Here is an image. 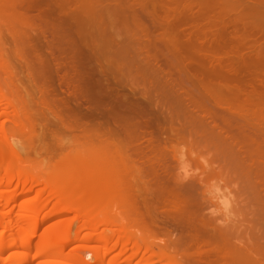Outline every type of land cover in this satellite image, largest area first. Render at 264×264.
<instances>
[{
    "label": "rangeland",
    "instance_id": "rangeland-1",
    "mask_svg": "<svg viewBox=\"0 0 264 264\" xmlns=\"http://www.w3.org/2000/svg\"><path fill=\"white\" fill-rule=\"evenodd\" d=\"M5 1L6 0H0V84L2 82L1 85L5 86L0 94H9L12 90L22 88L28 90L31 96H33V99L29 96L30 100L19 102L20 104L17 103L14 106H9L5 110H3L2 105H0V111H4L0 121L6 127L10 125L11 120L15 118L16 113L19 112L20 114L21 112H25L27 116L36 120L37 123L32 127L33 131L30 133L31 136L20 132V139L17 140V143L20 144L21 142L25 143L32 139L28 148L22 152L24 159L27 160L26 165L34 168V172L39 173L44 179L54 176L66 178L73 174L76 171L75 169L81 171L78 176L84 174L86 169L92 165L88 162V159L92 158V155L108 154L110 155L108 157V163L110 162V167H113V172L121 174L120 183H123L120 189L124 188L129 197L136 199V201L133 202H135L136 205L134 206L140 212L138 218L140 220L139 223L146 228L147 232L145 235L147 236H144L145 239L143 242L137 239V243L140 242L138 244L144 243L150 250L159 249V253L163 252L162 254H165L167 257H174L176 255V257L179 256V258H181L185 255V258L187 255L186 258L189 260L188 262L185 259L187 264H264V103L258 105L261 101L257 102L260 98H258V100L256 99L257 95L255 96L253 94L254 91L248 92L247 90L248 94H252V102L243 101L247 94H244L245 97H243V91L239 93L243 88L248 89V87L251 88L256 86L253 85V83H256L257 80L255 76H258L259 72L256 70L257 67L255 69V65H253L254 68H252V64H247L243 69L245 72L241 71L242 74L243 72L245 74H243V78H248V84L252 81L250 83L251 86L245 81L246 83L239 84L241 89L237 91L239 88L237 80L239 78L242 80L243 78L242 76L239 78L232 76V74H235V71H233L234 68L237 70V64H234L235 60H237V53L235 52L237 51L236 39H229L230 43L228 42L229 45H231V40H233L232 44H234V48H232V46L229 47L226 43L227 41L224 42V44L227 45L225 49L229 47V51L232 52L233 50V55H231L232 59L229 57L231 52H227L229 54L227 57L226 54H224V49L220 51L223 57L226 56L229 58L230 63L229 66H225L226 70L224 69V71H222L221 69L224 77H222V75H219L218 78L213 76L217 79V81L213 83L217 91L212 93L213 97L210 95L208 96V94L206 97L202 86V89H197L195 82L194 84L192 83V74L195 72L190 74L189 77L187 73H184V70V72L180 71L184 74L181 73V75H179L180 72H178L176 76V67L173 71H171L173 69L171 68L169 69L170 73H167L169 79L172 78V80H176L179 78V86L181 85L185 90L180 88L181 86H177L185 94L188 89L186 94L187 97L186 95L184 96L183 93L184 98H182L184 100L192 95L197 97V94H199L200 97H197L199 101H195L196 97L192 96V98L195 97L194 101L197 102V105L199 103L198 106L196 105L197 110L196 106L192 108V104L189 106L186 105L187 99L184 101L178 97L179 101L183 100L186 103L185 105L183 102L179 103V101H175L178 99L175 98L174 93L182 96L181 93H178L181 92L180 90L177 92L174 90V93L171 91V93L169 92L167 94V100L165 99L167 102L163 101L162 103L161 101L160 104L156 105H154L156 102H153L155 107H164L166 105L165 109L161 107L164 111L159 107L157 108L158 113L155 115L156 108L155 110H151L152 108L149 107L147 109H142L143 117H141L143 120L139 117H128L130 123L125 121V124H127L125 134H122V137L113 138L111 142L103 137L82 134L84 127L87 128V130L89 128L90 131V127L93 124L92 119L88 117L82 119L84 114L83 110L86 107L89 108V106L92 105L91 102L96 101L95 99L98 98V91H100V89H97L96 98H94V94H91V92H96L95 87L92 91L84 89L85 92L81 94V97L80 94V98L77 96L79 100L81 99L79 103H77L76 98V102L74 101V96L72 97V101L75 102V104L77 103V106L83 104L80 107L84 108L82 112L79 109L80 113H83L81 114L82 118L80 113L77 114V116L71 114V110L69 109L71 107H68L69 105L67 106V104L64 103L65 101H63V98L69 95L67 92H70V90L71 92L75 91L77 93L75 89L78 86V84H74L75 81L74 83L71 81L72 76L70 77V73L72 70L68 65L69 54L70 58L71 54L72 57H75L74 49L72 50L74 54L71 52L74 43H70V45L72 44L71 48L70 45L65 44L67 43V39H64L63 34H66V28L68 26L66 19H68V17L70 18L74 12L78 11L81 5H78L77 2L75 3V0H62L63 2H59V9H61V3L63 4L65 2L66 4L61 9L62 12L58 10L57 6L56 9L58 13H56V9L54 11L50 9L53 8L51 6L57 4V0ZM14 2H16V4ZM8 3L9 5H7ZM39 8L41 10L43 9V11ZM83 8L85 9L84 6ZM17 14L20 16L18 15L17 17ZM235 15L236 14L231 15L232 20L239 18ZM91 21L93 22V19L86 21L83 25L87 28L85 32L89 33V36L94 38L99 37L97 35H100L103 28L104 31H106V28L108 32L113 31L114 33V30L116 31L115 28L119 29L121 28L120 26H122L121 22L111 23L114 27L113 30L110 23L105 21V23H102L103 26L102 24L99 25L100 27L98 25L95 26V32L93 34L90 33L92 32V30L90 31L91 27L94 31V25H92ZM58 27L59 29L60 27L61 29L65 28L62 35V31L59 29V31L56 30ZM96 27L97 29L99 27L102 31L100 32ZM96 31H99L97 35ZM66 37L68 38V36ZM70 38L68 41L71 40ZM123 38L124 37L120 35L117 40H122ZM143 41L145 40L143 39ZM71 42L73 41L71 40ZM150 42L158 46V43L160 45L161 41L152 38ZM67 46H69L70 52ZM157 46L155 48L160 47ZM111 49L115 52L114 55L112 50L110 51L109 49L108 51L110 52L108 53L107 51L105 53L107 56L105 54V56L103 55V57H106L103 62L106 64L109 62L107 65L109 66L111 64L110 67H113L118 65V62H121L123 58L121 57L122 55L116 54L113 47ZM181 49H177L179 55L184 49H186L185 52L187 54L188 49L186 47ZM174 50L176 51V49ZM174 50L172 53L176 54L177 52L174 53ZM168 51L169 50H167V52ZM167 52H165V54H168ZM185 52L182 53L184 54V58ZM169 54L167 56L172 57L171 52H169ZM178 54L173 57H175L177 61L181 60V62H183V55L179 56ZM234 54L236 56H234ZM188 55L189 54L186 56ZM38 57H40V59L44 58L45 60H43V64H41L43 69L47 67L50 69V74H48L45 81H42V87H46L47 89H44L48 91H46L47 94H51V96L50 94L48 97L45 96L48 99L44 103H41L43 100L38 97L39 95L35 91L36 85L42 88L40 81H36V84L35 80L31 79V75L29 76L26 68L27 62L29 65L33 64L31 58L34 60V58L38 59ZM234 57L235 60L233 59ZM102 58L100 59L101 64H103ZM172 58L171 62L174 65L176 60L173 62ZM28 59H30L32 63H29L30 61ZM40 63L41 60L39 64ZM34 64H36V62ZM176 65L178 67L179 64ZM182 65L180 64V67ZM249 65L251 67H248ZM169 66L172 67V65ZM35 67L37 68V65H35ZM36 68H33V70H37L34 71V73H39L38 70L41 69ZM69 69L71 71H69ZM178 69L179 68H177V71H179ZM188 69L186 68L187 71ZM89 71L85 70L87 73ZM256 71L258 72L257 75ZM259 71H261V67ZM124 72L127 73L128 71L123 69L122 72L119 73V75L121 74L120 77L115 80L122 82L121 76H124ZM227 72H231L230 75H227ZM254 72L256 73L254 74ZM45 73L48 72L46 71ZM172 73L175 75L172 76ZM12 74L15 75V77L17 76V78L12 80L10 85L8 84L6 86L10 76H13ZM71 74L73 75V72ZM199 74L195 73V76L199 78L201 73ZM126 75L124 76V80H127V85L124 80L122 84L126 85V87H131L128 86L129 81L133 86L136 81V86L134 88L137 87V84L138 90L139 88L145 87L146 92H154L153 96L155 94L156 98V93L158 94L159 92L157 90H162L158 85L157 88H159L156 90V86L153 83L154 81H149L147 77L146 79H142L139 77L137 78V75L134 76L131 74L132 76L129 75L127 77ZM116 76L117 75H115V77ZM166 77L167 76H165V78ZM213 77H211V79H213ZM262 78H264L263 75ZM94 79H96V77ZM145 80L147 81L145 82ZM218 80L221 81L219 82ZM3 82H6V84ZM212 82H214V79ZM89 83L91 84L92 82L90 81ZM216 83L218 85L220 83L219 90ZM197 86L200 87L198 84ZM44 89H42V91ZM77 89L79 90V87ZM193 90L194 93L196 90L195 94ZM126 92L123 94L122 92H116V97H113L115 96L114 94H110L107 100L103 101L99 99L93 103V106H98L99 103V106L101 105L105 108L110 105L112 108L107 107L108 109L106 110L112 109L114 115L116 112L119 114V112H122L121 106L119 105V98L128 96ZM140 92L144 91L141 90ZM162 92L164 91H161V93ZM119 94H121V97H119ZM161 95L164 94L162 93ZM70 96L71 93L69 97ZM69 97L64 100H70ZM110 97H112V101ZM157 100L160 101L161 98ZM159 101H157V103ZM255 101L256 104L254 103ZM242 102L245 105H243ZM67 103H69V101H67ZM70 104L72 105L73 103L70 102ZM116 104L120 107L116 106ZM176 105L177 107H175ZM185 106H188L187 109ZM113 107H115V109ZM148 109L155 112L152 113L148 111L147 114ZM159 111L163 113H159ZM68 112L69 116L66 115ZM64 114L66 118L65 116L63 117ZM158 114L160 115L158 116ZM53 115H56V118H58L57 115H59V120ZM148 115L150 117H147ZM61 117L62 120H60ZM111 117L112 114L110 115V119ZM80 119L83 120L81 124L83 125L82 128H73L74 125H76L73 121H80ZM113 119L111 120V127L113 125L116 127L118 123L116 128L112 127L113 130H116L120 128L121 123L115 116ZM71 122L74 124L73 127L71 126L72 129L66 128L69 123L72 125ZM130 124H132V126ZM131 127L134 130H132ZM147 138L148 140H146ZM120 145L122 146L121 153H115L113 147ZM131 183L133 187L129 189L128 186ZM39 187H37V189ZM13 188L14 187L10 188L12 191L8 193L11 194L14 191L15 194H18L17 192H20L19 190H13ZM32 196L31 194L28 197ZM142 218H144V221ZM142 223H144L145 226ZM74 225L75 224L72 226L73 231ZM104 234L107 235L108 231L104 230ZM72 246L75 247H72L74 251H80V254L79 252L78 254L83 256L85 261H90L91 258H93L91 254L86 256L81 255L83 251L78 247V243H76L78 249H76L77 247L75 244ZM159 256L161 263L158 261L155 264L163 263L165 256L164 258H162L161 254H159Z\"/></svg>",
    "mask_w": 264,
    "mask_h": 264
},
{
    "label": "bare ground",
    "instance_id": "bare-ground-1",
    "mask_svg": "<svg viewBox=\"0 0 264 264\" xmlns=\"http://www.w3.org/2000/svg\"><path fill=\"white\" fill-rule=\"evenodd\" d=\"M11 1L8 0V2ZM59 2L63 1L57 0V4L51 6L53 8L50 10L54 11L58 6V10L61 11L66 3H61V9H59ZM76 2L81 6L78 11L74 12L73 15L70 16V18L68 17V19H66L68 22L66 34H63L65 28L61 29L60 27L59 29L58 27L56 29L62 31L61 35L63 34L64 39H67V43L65 44L70 45V43H74L76 48L75 49L74 46L72 47V44L70 45V48L72 47L71 52L73 53L74 51L75 54H73L75 57H72L71 54L70 58L69 54L68 65L72 70L71 71L69 69V71H71V73L73 72V75L70 73V77L72 76L71 81H73V83L75 81L74 84L76 85L78 84L77 88L79 87V90L77 88L75 89L77 90V93L75 91L71 92V90L70 92H67L69 95L71 93V96L69 97V95H66V98H63V101H65L64 103L67 104V106L69 105L68 107H71L69 108L71 110V114L77 116V114H79L80 111L82 112L84 109L83 107L80 108L83 105H81V103V106H77V103L81 100L78 98H80L81 94L85 92L84 89L92 91L95 87L96 92H91L92 95L94 94V98H96L97 89H100V91H98L99 95L97 94L98 98L95 99L96 101L99 99L103 101L107 100V97L110 94H114L115 96L113 97H116V92H122L123 94L127 91L126 93L128 95L125 97L126 99L124 97L119 98V105L121 106L122 112H119V114L116 112L115 115L112 109L106 110L108 108H112L110 105L109 107L106 106L104 108V106H99V103V107L95 105L93 106V103L96 101L91 102L92 105L89 106V108L86 107L87 110L86 108L84 109L87 112L83 110L84 114L80 113V115L83 114V118L81 115L82 119L87 117L92 119L93 124L90 127L92 131H89V128L87 130V128L84 127L83 130L81 129L82 134L103 137L112 142L113 138L122 137L121 135L125 134V130L127 129L125 121L130 123L128 121L130 120V116L142 119V109H147L149 107L152 108L151 110H155L156 108V115L158 113L157 108L160 106L155 107L154 105L160 104L161 101L162 103L163 101H166V97L169 92L171 93L172 91L174 93V90H176V92L180 90L181 92L178 93H181L182 96L177 93H174V96L177 99L178 97L183 99L187 94L188 89L185 94L180 89L182 88L185 90L181 85V87L179 86V78L176 80H172V78L169 79V75L167 73L171 68H173L171 70L173 71L176 67V76L178 75V72H184V70V73H187L189 77L190 74L194 72L198 74L201 73V78L196 77L195 73L192 74L193 79L191 81H193V84L195 82L197 89H204L203 92L205 91V96L208 94V96L210 95L213 97L212 93L217 92L214 87L215 85L213 84L217 81L215 78L222 75V71H224V69L226 70L225 66H229L230 63L229 58H227V55H229L227 52H231L229 51V47L232 46V48H234V44H232L233 40H231V45H229V39L232 38L236 39V41H234L237 42V51H235L237 53V60H235V57L233 58L235 60L234 64H237V70L233 66L235 74H232V76L238 78L242 76L243 78V74L245 72L243 69L247 66V64H252V68H254L253 65H255V69L257 67L256 70H258L260 74L259 75L257 71V73L254 72V74H258V76H255L257 80L256 83H253V85L256 86L251 88L248 87V89L243 88L244 90L242 89L241 91H239L241 89L239 84L246 83L248 78L244 77L242 80L237 78V84L239 85V88L237 87V91H239V93L243 91V97H245L244 94L248 95H246L243 99L245 102H252V94H248V92L254 91L253 94L255 96L257 95L256 99L258 100V98H260L257 102L261 101L258 105H260V103H264V78H262V75L264 76V0H75V3ZM14 3L16 4V2ZM7 5H9V3ZM58 10L56 9L55 12L57 11L56 13H58ZM41 11H43V9ZM233 14H236L239 18L236 17L238 19L232 20L231 15ZM18 15L19 14H17V17ZM90 19H93V22H91L92 25H94V31L92 27L90 29V31L92 30L90 33L93 34L95 32V26H99L103 22L105 23V21L109 22L112 27L113 24L111 23L116 22H121L122 26H120L121 28L119 29L115 28L116 31L113 27L114 33L113 31L108 32L106 28V31H104V28L102 31L99 26L98 29L102 32L100 35H97L99 31H96V35L99 36L98 39L97 37H90V34L85 32L87 31V28L83 25V23H86V21ZM120 35L124 38L122 40H117ZM66 36H68V38ZM69 38L73 42H71V40H69V42ZM152 38L161 41L160 45L158 43V46H160L164 52L160 47V49L155 48L157 45H153V42H150ZM143 39L145 41H143ZM224 42L228 44V49H225L227 45L224 44ZM68 47L69 46H67V48ZM112 47L114 48V51H116V54H120V56L122 55L121 57L123 59H121V62H118V65L110 67L111 64L109 66L107 65L109 62L106 61L107 64L103 62L106 58L103 57V55L109 49L111 51ZM183 47L188 49V56H186V49H184L183 52L181 51L183 50L181 49ZM70 48H68L69 52ZM179 48L181 49V52L179 51L180 55H183V62H181V60L177 61L176 58L173 57L178 54L177 49ZM174 49H176V51ZM222 49H224V54H226L227 57H223L221 55L220 51ZM167 50L169 51L167 52ZM173 50L174 53H177L173 54ZM110 51H108V53ZM165 52L168 54L171 52L174 59L171 56H167L168 54H165ZM184 52L185 58L184 54H182ZM232 52L229 55L231 59V55H233ZM112 53L114 55L115 52L112 50ZM234 56L236 55L234 54ZM35 58L34 60L31 58L33 64L29 65L27 62L26 68L29 76L31 75V79L35 80V83L36 81H40L42 87V81L46 80V77L50 74V69L49 67L43 69L41 64H43L42 62L44 58ZM101 58L103 64H101ZM171 58L173 62L176 60L174 65L179 64L178 67L177 65H173ZM39 59L41 60L40 64ZM28 60L30 61V59ZM31 61L29 63H32ZM35 62L36 64H34ZM180 64L182 65L181 67ZM35 65H37V68ZM169 65H172V67ZM250 65L248 67H251ZM86 67L90 71L87 70ZM260 67L261 71H259ZM33 68L41 70H38L39 73L35 72V74L34 71L37 70H33ZM177 68H179V71H177ZM186 68H191L193 72L191 69H188L187 71ZM123 69L128 71L127 73L124 72V76L127 74L126 77L132 74L134 76L137 75V78L146 79L147 77L149 81L153 80L156 90L159 87L162 88V90H157L159 91L158 94L156 93L157 98L155 97V94L153 96L154 92H146L145 87L141 89L139 88L138 90L137 84V87L134 88L136 86V81L134 82V86L133 84L131 85L129 81L130 85L128 83V86L131 87H126L127 80H124V76H121L122 82L115 80L120 77L121 74L119 75V73L122 72ZM85 70L89 72L87 73ZM46 71L48 73H45ZM241 71H244L243 74ZM183 72H180L179 75H181V73L184 74ZM230 73L227 72V75H230ZM115 75L118 77H115ZM174 75L172 73V76ZM94 76L96 79H94ZM165 76L168 77H166L167 80ZM211 77H213L214 82H212L213 79H211ZM222 77L224 76L222 75ZM16 78L17 76L15 77V75L10 76L8 79L9 82L7 84L6 82L3 83L6 84V86L8 84L10 85L11 81ZM123 80L126 85H122ZM88 81H91L92 83L90 84ZM146 81L147 80H145V82ZM218 81L220 82L221 80ZM251 82L252 81H250V83ZM217 83L216 85L218 88L220 83L219 85ZM250 83L248 84L247 82L249 86H251ZM1 84L0 93L5 87ZM197 84L200 87H198ZM157 85L159 86L158 88ZM38 86H35V91L38 93V97L43 100L41 103H44L48 99L45 96L48 97L50 93L47 94L48 91L44 89L46 87L40 88ZM42 89H44L45 92L44 90L42 91ZM219 89L220 87L218 90ZM141 90L144 92H140ZM161 91H164L162 92L164 95H161ZM119 95V97H121V94ZM197 95L199 96V94ZM29 96H31V94L26 89L21 88L12 90L9 94H0V105H2V109L5 110L9 106H14L17 103L20 104L19 102H26L27 100H30ZM73 96L75 102V98L77 99V105L72 101ZM192 96L185 98V100L183 99L184 101L187 99V104L181 99V101H179V99L175 101H179V103L183 102L184 105L186 104L188 106L192 104L193 108L197 105V102L195 101L199 98H197L198 96H195L196 100L194 101L195 97L192 98ZM68 97L70 100H64ZM158 97L161 98L160 101L157 100L159 99ZM111 98L112 97H110V100ZM31 99H33V96H31ZM67 101H69V103H67ZM157 101L159 102L157 103ZM70 102L73 104L71 105ZM153 102L156 103L153 105ZM254 103L256 104V101ZM117 104L116 106L120 107ZM165 106L161 107L165 109ZM188 106H185L186 109ZM175 107H177V105ZM113 108L115 109V107ZM164 109H162V111H164ZM151 110L148 109L147 114L148 111ZM151 112L153 113L155 111ZM161 112L159 111V113ZM3 114L4 111H0V119ZM111 114L112 117L110 119ZM66 115L69 116V112ZM66 115L64 114L63 117L65 116L66 118ZM159 115L160 114H158V116ZM53 116L56 118V115ZM57 116L58 118L56 119L59 120L60 116ZM114 116L121 123H119L121 129H112V127H115V125L111 127V120ZM147 117L150 116L148 115ZM60 120H62V117ZM75 121L73 122L74 124L76 123V125L71 122L72 125L69 123L66 128L72 129L73 125V128H82L83 125L81 124L83 123V120L80 119V121ZM35 123H37L36 120L27 116L25 112H21V114L20 112L16 113V117L13 118L10 125L6 127L0 121V264H155L161 260L159 259V254H161L162 258H164L165 254L163 255V252L159 253V249L150 250L146 244H138L140 242L137 243V239H140L142 242L144 241V236H147L145 235L147 231L146 228L139 223L140 220L138 218L140 216V212L134 206L136 205L135 202H133L136 201V199L129 197L124 188L120 189L122 188L120 186L123 183H120L121 174L114 173V169L112 170L113 167H110V162L108 163V157L110 155L105 153L97 154V156L92 155V158L88 159V162L92 165L86 169L84 174L78 176L81 171L79 169H75L76 171L66 178L54 176L52 178L44 179L39 175V173L34 172V168L26 165L27 160L24 159L22 152L28 148L32 139L30 138L31 140H26L27 142H21L20 144L17 143V140L20 139V132L31 136L30 133L33 131L32 127H34ZM117 125L118 123L116 124V127ZM130 125L132 126V124ZM146 140H148V138ZM115 147H113V151L115 153H121L122 146L120 145ZM12 187H14L13 190H19L20 192L15 191L18 194H15L14 191L11 194L8 193L9 191H12V189H10ZM37 187L39 188L37 189ZM128 187L131 189L133 184H129ZM31 194L33 196L28 197ZM142 219L144 221V218ZM73 224H75L74 231L72 228ZM104 230L108 231L107 235L104 234ZM76 243H78L80 250L83 251L81 252V255L86 256L91 254V256H93L90 261H85L83 256L79 255L80 251H74L75 247L72 245L75 244L76 246ZM72 247L74 248L72 249ZM78 247L76 249H78ZM184 256L185 255L182 256L183 258H179V256L176 257V255L174 257L165 256L163 263L187 264V255L185 258ZM187 261L189 262V260ZM159 263H161V261Z\"/></svg>",
    "mask_w": 264,
    "mask_h": 264
}]
</instances>
